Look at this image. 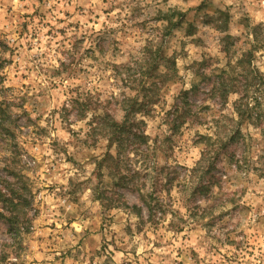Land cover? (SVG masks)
Here are the masks:
<instances>
[{"label": "rangeland", "instance_id": "1", "mask_svg": "<svg viewBox=\"0 0 264 264\" xmlns=\"http://www.w3.org/2000/svg\"><path fill=\"white\" fill-rule=\"evenodd\" d=\"M170 10L186 12L187 22L168 31L160 12ZM218 10L229 15L226 32L215 26ZM255 38L264 44V0H0V191L20 205L11 230L12 206L0 199V264H264V85L255 80L240 118V94L223 105L197 74L209 67L218 79ZM150 40L175 65L157 71L159 101L144 118L149 144L131 153L137 187H116L108 165L104 176L95 171L110 147L88 136L91 114L80 120L66 106L78 88L93 91L95 101L137 94L140 76L129 70L136 81L123 82L113 65L152 66L154 55H142ZM261 46L253 65L264 74ZM194 84L200 115L174 132L168 112ZM236 131L217 163L220 187L208 198L193 196L198 178L186 169L201 159L202 136L226 140ZM105 185L143 204L144 217L138 195L156 190L169 204L165 219L155 227L125 207L106 209L96 199Z\"/></svg>", "mask_w": 264, "mask_h": 264}, {"label": "trees", "instance_id": "2", "mask_svg": "<svg viewBox=\"0 0 264 264\" xmlns=\"http://www.w3.org/2000/svg\"><path fill=\"white\" fill-rule=\"evenodd\" d=\"M160 13V20L167 22L166 27L168 31H171L174 26H182L187 22L186 12L170 10L169 12ZM217 14V18L222 20V22L220 24H215V26L224 29V32L228 31L229 15L221 10H218ZM207 19L211 21L210 16ZM190 27L192 30L195 29L194 24H191ZM224 39L227 40L224 51L228 54L230 52L231 36L227 35ZM261 45L264 44L255 38V43L252 44L253 48L244 52L241 57L237 59L236 63L233 64L232 61L228 62L227 67L230 71H228V68L220 70V76L216 80H211V78H209L210 74L206 71L209 67L204 69L203 72L198 71L197 73L198 76L203 77L205 80L209 79L207 82V86H210L209 92H207L209 94L208 96L220 99L223 105H226L225 103L228 102V97L231 94H240L238 100L235 102V112L240 118H244L248 112V105L246 109H244L243 106H246L245 100L255 80H259L256 83L259 86L264 85V74L253 65L254 51L263 47ZM143 49L142 55L145 56L144 58L150 57L149 55H154L155 62L152 66H150L149 63H136V68L130 67V65H113L117 76L123 82H128L130 80L136 81L131 78L132 74L129 70H135L133 75L135 76L138 74L140 76L138 80L141 81V84L139 85L140 90H137V94H129L123 91L119 96H111L106 101H102L101 98L95 101L93 96L90 95L94 94L93 91H82L78 88L73 91V94H78V96H73L71 104L66 106V111L75 112L76 117L80 120L87 119L89 114H91L87 122L88 136L93 138L94 142L105 139L110 147L103 158L97 161L95 171L98 176H104V168L108 165L110 167L109 175L113 178V185L116 187L125 188L130 184L135 185L133 186L135 188L137 187V176H139L140 172L129 168L128 163L129 160H131L132 154L135 155L142 151L139 147L141 144H149L150 137L144 130L146 125L144 118L150 116L154 111L155 105L158 103L160 97L159 94L156 93L160 90L163 81H157L162 75H157L156 73L161 66L170 71L175 65L173 58L171 59L168 56L162 55L161 48L156 47L153 40L148 41ZM196 65H204V63L197 62ZM62 66L69 68L71 64L68 65L63 63ZM3 67L4 65L0 64V68ZM199 92L200 88L198 84H194L191 89L183 91V94H179L177 97L176 103L173 105L174 110L168 112L174 132L179 131L187 121L192 120V117H199L200 113L198 110L200 108L197 103L192 102L193 96H197ZM112 104L120 109L122 112L121 116L116 112L117 110L114 111L110 108ZM240 134V131H236L235 134L231 135L226 140L218 136V134H216V136L210 134L202 136V139L206 142L201 159L197 162L196 166L187 169L184 168L189 177L198 178L196 186L194 185L193 187V196L199 197L200 195H204L205 198H208L213 194L216 187H220L221 178L216 175L218 171V160L222 152L227 150L228 144L237 142ZM114 147L116 148V153L112 152ZM127 147L130 149L128 152ZM167 169L170 170L171 168ZM160 175L161 173L159 172L155 177L157 185L159 182L161 183ZM168 183L170 186L166 189L165 193L171 198L173 181L169 179ZM98 191L96 199L101 201L103 207L106 209L125 207L133 211V213L141 219L142 224L151 222L157 227L168 213L167 207L169 204L166 206L162 204V202L166 200L165 196H161L156 190L152 192H140L138 195L139 199L147 207V217H144L143 204L139 205L136 203L131 205L126 196L118 190H111L110 187L105 185L103 190L99 189ZM139 191L141 190L139 189ZM0 199H2L5 205L12 206L11 211L13 214H11L8 221L10 222L11 230H13L15 229L16 221L19 220L20 214H17L16 210L19 209L20 205L15 203L14 198L3 195L1 191ZM170 226L176 232L183 230L180 225L174 222H171Z\"/></svg>", "mask_w": 264, "mask_h": 264}]
</instances>
